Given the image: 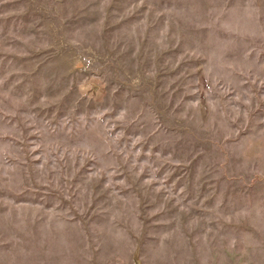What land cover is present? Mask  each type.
I'll use <instances>...</instances> for the list:
<instances>
[{
  "label": "rangeland",
  "instance_id": "1",
  "mask_svg": "<svg viewBox=\"0 0 264 264\" xmlns=\"http://www.w3.org/2000/svg\"><path fill=\"white\" fill-rule=\"evenodd\" d=\"M0 264H264V0H0Z\"/></svg>",
  "mask_w": 264,
  "mask_h": 264
}]
</instances>
